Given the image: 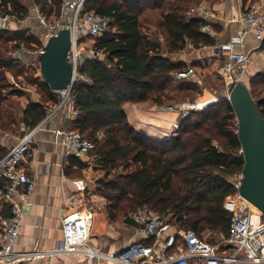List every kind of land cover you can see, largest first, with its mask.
Instances as JSON below:
<instances>
[{"label":"trees","instance_id":"trees-1","mask_svg":"<svg viewBox=\"0 0 264 264\" xmlns=\"http://www.w3.org/2000/svg\"><path fill=\"white\" fill-rule=\"evenodd\" d=\"M29 1L0 0V15L26 19L30 4L48 19L55 17L52 21L59 20L63 13L62 0ZM193 1L84 2V12L95 11L112 19L108 31L92 44L104 57H89L82 69L93 82L81 81L73 89L77 111L73 129L95 143L92 154L97 164L109 177L113 175L99 190L106 199L105 213L95 217L91 236L105 232L109 220H125L141 208L168 216L177 227L193 228L200 235L209 230L223 237L229 233L232 215L224 202L236 192L230 179L243 172L245 164L231 101L218 93L217 104L192 112L181 120L176 136L164 139L137 130L125 110L127 103L147 100L166 104L168 92L178 80L177 71L186 69L184 62L173 60L171 55L183 51L188 40L196 48L216 43L202 31L204 19L188 16ZM148 9L160 12L168 39L167 50L142 30L140 17ZM10 32L24 40L22 43H31L25 30ZM8 62L11 61L0 57V105L6 87H10L4 84V66ZM258 77L264 83V74ZM43 85L48 89L47 99L56 103L57 93L47 82ZM251 93L254 97V91ZM257 101L264 115V97ZM48 108L49 104L41 102L27 106L26 117L31 127L45 118ZM72 166L83 169L86 163L73 156ZM119 167L121 173L115 171Z\"/></svg>","mask_w":264,"mask_h":264},{"label":"crops","instance_id":"crops-1","mask_svg":"<svg viewBox=\"0 0 264 264\" xmlns=\"http://www.w3.org/2000/svg\"><path fill=\"white\" fill-rule=\"evenodd\" d=\"M62 1L64 3L63 13L59 19L69 20L77 0ZM254 2L260 3L264 7V0H194L188 9V16L202 18L207 21L212 26L213 33L211 36L216 43L212 46L198 48L194 46L191 48L186 47L183 51L171 55V58L177 62H184L186 64L185 68L193 67L198 77L203 76L211 68L216 73L227 77L224 68L229 59V52L220 50L218 55L217 47L230 42L237 35L239 17L244 9ZM28 19L21 20L15 17H7L5 20L0 19V27L12 31L24 30ZM35 19H37L36 16ZM140 19L143 24L148 25L149 29L156 27L163 31L164 36L162 34L155 35L154 32H143L150 39L159 40L164 50H167L168 39L160 12L157 9H148L141 15ZM33 21L36 22L35 25H41L39 20V23L37 20ZM25 31L27 32V38L31 40V43L27 45L29 51L20 49L14 55L27 68H22L24 73H19L17 77L23 76L27 72L28 66L39 65L35 73L38 82L35 84L40 86L37 85V88H35L31 84H27V88H20L19 83L15 87L14 83L9 82L10 90L5 91V99L0 105V159L9 152L21 136L32 128L30 119L26 117V108L31 102H41L52 106L59 101V98L56 103L48 100V89L43 85L46 80L41 73L39 57L41 49L45 46L44 34L38 35ZM90 40L92 41V39L86 37L83 42L86 56H89L87 50L92 46ZM29 47L35 48L31 50ZM243 49L249 52L252 51V60L243 81L253 92L250 85L251 80L258 81V75L264 74V41L260 43L250 34L245 40ZM8 71H11V69L5 68V73ZM14 76H16L14 73L13 75L10 74L9 78L12 79ZM193 79L181 80V82L191 84L195 82ZM23 88L26 89L24 92L22 91ZM37 91H41L43 100L35 98ZM204 94L200 95L201 99L209 100L213 96H218L217 92L206 93L204 91ZM261 98L256 99L255 97L256 100ZM171 100L166 101L164 105L183 102L175 98ZM160 106L162 105L147 100L138 103H127L125 110L129 122L137 130L149 134L148 136H162V131L170 129L171 123L177 120L178 114L171 111H161ZM76 117L75 107L67 105L60 108L37 131L34 156L23 160L21 163L22 168L33 178L35 184L30 196V205L22 216L19 240L15 250L20 252L38 250L41 253L33 259L20 260L17 264H87V256L83 254H57L54 252L63 239L61 222L64 214L75 209H94L96 216L105 213L106 199L99 190L108 179V174L97 164L92 152L79 158L86 163L85 168L70 167V157L66 156V147L61 141V130L73 129ZM66 169L69 170V173L66 172ZM7 184L6 179H0V218L11 214V200L6 196ZM126 219L123 221L109 220L105 232L91 236L90 245L100 251L113 254L137 241V226L127 223ZM176 230L181 231L182 228L174 226L172 231ZM152 241L155 243L154 240ZM163 243L164 240H158L155 243L156 248H161ZM235 264L252 263L241 260Z\"/></svg>","mask_w":264,"mask_h":264},{"label":"built area","instance_id":"built-area-1","mask_svg":"<svg viewBox=\"0 0 264 264\" xmlns=\"http://www.w3.org/2000/svg\"><path fill=\"white\" fill-rule=\"evenodd\" d=\"M84 2L85 0L76 1L69 20L52 21L35 6L36 17L45 27V41L58 36L63 30L71 34V46L66 58L71 64L73 74L67 88L55 91L59 98L58 103L49 106L45 118L21 136L9 152L0 159V179L4 178L8 181L6 196L12 204L11 214L0 218V264H17L20 260H30L41 253L38 250L30 252L15 250L19 240L22 216L30 205V196L35 184L33 178L22 168L21 163L34 156L37 131L60 108L67 105L76 106L74 86L81 81L93 82L82 69L89 57H99L101 52L91 46L87 50L89 56H86L84 38L90 37L94 41L103 36L110 28L112 19L95 11L84 12ZM0 19L5 20L7 16L0 15ZM238 24L237 35L230 42L217 47L218 55L220 50L229 52V59L224 70L231 83L243 80L252 60V51L243 49L247 36L253 35L260 43L264 41V7L260 3H251L242 12ZM202 31L209 35L213 33L212 26L207 21L202 26ZM193 46V43L188 40L186 47ZM44 48L45 46L41 49V53ZM21 49L29 51L24 46ZM194 77L198 78L193 67L176 73V78L179 80ZM201 81L198 80L199 83ZM14 85L18 86L17 82H14ZM218 101H220L219 96H213L209 100L196 97L179 104L160 106L162 111L176 112L179 115L171 130L164 133V137L176 136L182 119ZM99 136L103 137L104 133L100 132ZM61 141L66 147L68 158L73 156L82 158L95 148V143L77 129H62ZM243 178L244 173L241 172L230 179L236 190L235 193L227 196L224 202L225 209L232 215L230 229L228 235L219 242L211 240L212 231L210 230L201 235L193 228L172 231L174 226H177L167 216L152 210L139 209L130 215L138 224L136 230L138 240L116 253L109 254L90 245L95 210L75 209L62 217L63 239L54 252L83 254L87 256V264H235L241 260H247L252 264H262L264 263V212L241 195ZM150 239H153L155 243L158 240H164V243L157 249L154 242L146 243V240Z\"/></svg>","mask_w":264,"mask_h":264},{"label":"water","instance_id":"water-1","mask_svg":"<svg viewBox=\"0 0 264 264\" xmlns=\"http://www.w3.org/2000/svg\"><path fill=\"white\" fill-rule=\"evenodd\" d=\"M70 46L71 34L63 30L45 41L44 51L40 54L41 73L54 91L67 88L71 82L73 71L66 58ZM227 99L237 115L238 136L245 161L240 193L264 212V115L243 80L231 83ZM126 222L138 226L132 217H128Z\"/></svg>","mask_w":264,"mask_h":264},{"label":"rangeland","instance_id":"rangeland-1","mask_svg":"<svg viewBox=\"0 0 264 264\" xmlns=\"http://www.w3.org/2000/svg\"><path fill=\"white\" fill-rule=\"evenodd\" d=\"M26 3H30V1L26 0ZM30 6H31V8L29 10L28 17L26 18V19H28V18H30V19H28V21L26 22V24L24 26V28H25L24 30H27L31 33L38 34V35L44 34L45 27L41 23H40L41 25H35L36 22L33 21V20H37V22H38V19H35V16L37 14L36 8L33 4H30ZM7 17L11 18L12 16H7ZM30 20H32V21H30ZM50 20H55V17H51ZM141 26H142V30L145 32L146 31L147 32H154L155 35L162 34L164 36L163 31L162 30L160 31L156 27L155 28L152 27L149 29L148 25H146V23L143 24V22H141ZM28 34H30V33H28ZM16 37L17 36L13 32H10L9 29L0 27V57L11 61V62H8L4 66L7 69H11V71H8L7 73H5L6 74V81L4 82V84L7 85V84H9L10 81L13 84L16 81L17 83L20 84V88H22V87L27 88V84H31L35 88H37L38 84H35V83L38 82L37 81L38 79H36L35 73L37 71V68H39L38 67L39 65L28 66L27 72L23 76L17 77V75H19V73H22V74L24 73V70H22V68H27V67H26V65H23L24 63L22 61H20L19 58L15 57L14 54L18 50H20L23 46L25 48H28V47L26 44L22 43V42H24V40H20V38H16ZM20 42H21V44H20ZM93 42H94L93 40L90 42L91 45L93 44ZM29 48H31V50H33L35 47H29ZM101 57L103 58L104 55H101ZM13 73L16 76H14V78L10 79L9 75L10 74L13 75ZM193 80L195 82L189 84L188 82H181V80L178 79L177 82L175 83V85L172 87V89L168 92L166 101H172L171 99H174V98L178 99V100L180 99L181 101H187L189 99L200 97V95L204 94V91H206V93L207 92H210V93L217 92L220 95L224 96L225 98L229 97L231 81L225 75L222 76V75L216 73V71H214V69H212V68L209 69L207 71V73H204L203 76H199L198 78L194 77ZM198 80H202L201 83H199ZM250 85H251V87L255 93L256 99H259V97L260 98L264 97V83L262 82V79H260L258 81L257 80H251ZM38 86H40V85H38ZM15 87H17V86H15ZM24 88L22 89L23 92L26 90ZM9 90H10V88L7 86L5 91L8 92ZM33 91H34V89H33ZM35 98L43 100L41 91H37ZM201 100H205V99H201ZM218 102H216L214 104H217ZM159 109H160V107H159ZM178 118H179V115H178ZM178 118H177V120H178ZM173 124H174V122L171 123V127L169 130H171ZM169 130L162 131V134H163L162 136L161 135L160 136L150 135V136L157 138V139L160 137L162 139H164L165 138L164 133L168 132ZM216 143H218V142H216ZM115 171L118 173H121L122 168L119 167ZM109 178H113V175H111ZM168 218L170 219V217H168ZM123 220H124V218H123ZM123 220H121V221H123ZM222 237H223V235L220 236L219 234H216L214 232L210 236V238H213L215 242L222 240Z\"/></svg>","mask_w":264,"mask_h":264}]
</instances>
